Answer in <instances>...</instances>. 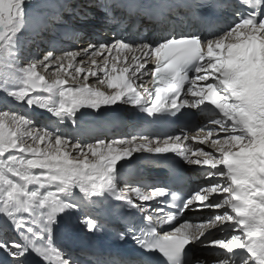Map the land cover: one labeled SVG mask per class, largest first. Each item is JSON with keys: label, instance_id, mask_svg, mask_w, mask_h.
Returning <instances> with one entry per match:
<instances>
[{"label": "snow or ice", "instance_id": "snow-or-ice-1", "mask_svg": "<svg viewBox=\"0 0 264 264\" xmlns=\"http://www.w3.org/2000/svg\"><path fill=\"white\" fill-rule=\"evenodd\" d=\"M98 6L104 12L99 21L92 11ZM216 6L217 0H153L144 6L84 0L71 14L86 26L115 25L112 39L90 41L79 51L60 49L63 55L57 56L59 14H32L31 0H0V104L24 109H0L3 264H78L57 244L58 217L82 210L85 231L109 229L92 214L108 197L141 213L146 223L117 213L127 230L116 235L132 240L134 255L98 264H264V0H238L219 29L207 18L206 35L186 30L177 19L181 7ZM119 7L130 14L117 18L112 9ZM29 28L41 43L53 45L42 58L22 57ZM85 57L92 70L77 66ZM65 61L74 75L48 82L38 71L55 64L58 75ZM117 103L153 119L181 120L190 115L184 109L210 118L202 125L188 122L176 134L137 133L88 144L66 130L69 123L77 125L81 108L99 111ZM34 107L55 121L37 125L25 114ZM205 144L212 151L199 147ZM139 152L174 153L196 166L201 183L182 194L164 186H130L126 170ZM150 201L160 206L145 203ZM193 215L199 219H189Z\"/></svg>", "mask_w": 264, "mask_h": 264}, {"label": "bare ground", "instance_id": "bare-ground-1", "mask_svg": "<svg viewBox=\"0 0 264 264\" xmlns=\"http://www.w3.org/2000/svg\"><path fill=\"white\" fill-rule=\"evenodd\" d=\"M170 1H173L175 4H183V0H167V2H170ZM32 2H33L32 4L33 7L30 10L32 14L40 13L46 17L59 14L62 17V21L58 23L56 27L63 25V24H67L69 27H67L66 29L75 33V39L81 38V37H87V36H90L91 34L92 35L97 34L100 37L105 36L104 29L107 26L106 24L97 22L95 23V26H86L78 17L71 14V9L76 7L77 5L84 3V0H33ZM100 2L101 0H97L98 5ZM152 2L153 0H147L145 4H143V6L149 3H152ZM92 11L97 21H99L104 16V12L101 10L99 6L94 8ZM116 11H119V8L112 9V12L114 15L116 14ZM179 12H181L180 9L178 13ZM76 26L79 28L78 32L75 31ZM56 34H57V31H56ZM56 37H57L56 40L58 44L63 42L62 40L58 39L59 38L58 36ZM23 40L25 43H24V48L22 49V57H30L34 55V52H36L35 55H38L42 58L46 50H51V48H48L46 45L48 41L45 40L44 42L41 43L32 28H29V30H27L24 33ZM90 41L95 42L94 40H91L89 38L82 39L79 41L71 40V42H66L65 46L61 45V46L56 47L57 51L55 54L57 56L63 55V52L60 51V49L79 51L80 49L86 48ZM37 45H39V47ZM35 48H37L36 51H35ZM121 55H123V53H121ZM128 55L131 56V53H129ZM81 56H83V53H81ZM84 59H85V63L83 65H77V66L84 67L86 71L92 70L93 65L90 63V61H88L86 57ZM77 60H79V57L77 58ZM23 62L24 61L22 60L21 63ZM117 67L119 68L121 67V65L118 64ZM109 70H110V65H109ZM38 71L45 76V80L48 82L54 81L58 77L67 78L68 73H72L73 75L75 74L74 68H69L68 61L64 62V68L59 70L58 75H57V68L55 64H53L47 71H45L44 69H39ZM145 79H148V78H145ZM89 82L94 84L95 79L90 77ZM68 83L71 84L73 83V81L69 79ZM102 90H106V89H102ZM42 95L47 96V93H42ZM0 99H3V94H0ZM4 107H11L17 111H24V109H20L15 104L13 105L0 104V109H3ZM25 114L31 116V118L36 122V124L40 126L44 125L45 123L51 124V122L55 121L56 119L55 117L51 116L46 110H41L39 107H34L33 109L25 112ZM100 115L102 116L110 115L111 118H113L114 115H118L121 117H128L130 113L128 111V105L123 104V103H117L116 105H113V106L101 105L99 111L94 110V109H89V108H81L80 111L77 113V125L81 126V133L79 137L77 138V140H79L81 143L88 144V143H95L99 139L111 141L116 138H122L125 135L124 132H122L120 133V135L113 134L109 136L111 134L110 133L111 130H109V134H101L99 132H96L95 129L91 127V126H96L99 123L98 121L85 122V120L89 118L92 119ZM204 123H205V116L201 115L200 121L197 124L202 125ZM71 125H72L71 123L67 125V129H66L67 131ZM60 127L64 128L65 126L62 127L60 125ZM86 128H90V129L85 131L84 129ZM68 133L73 137V139L76 140V136L71 131ZM136 142L139 143V140H137ZM185 143H188V142H185ZM114 147L116 146L114 145ZM199 147L205 148L208 151H212L210 146L207 144L199 145ZM143 153H146V152H139V153L133 154L134 163L132 166L138 167L139 172H143L144 167H147L146 168L147 172H155L154 163L157 160L155 157L156 154L146 153L147 155H145ZM89 158L91 159L90 154H89ZM186 166L189 167L185 169L186 180L189 182H192V188H195L201 183V178L198 176L197 171L192 170L196 166H189L187 164ZM132 169L133 168L131 167L130 169L126 170V174L132 175ZM132 182H133V179H130V183ZM139 185H142V183L139 182ZM120 187H126V186L122 183ZM133 199L135 200L134 196H133ZM189 219L195 221L199 219V216L193 215V216H190ZM68 227H71V226L69 225ZM208 259L209 261H211L212 257L208 256Z\"/></svg>", "mask_w": 264, "mask_h": 264}, {"label": "rangeland", "instance_id": "rangeland-1", "mask_svg": "<svg viewBox=\"0 0 264 264\" xmlns=\"http://www.w3.org/2000/svg\"><path fill=\"white\" fill-rule=\"evenodd\" d=\"M33 0H31V4H33V2H32ZM36 49L37 48H35V51H36ZM40 51V50H39ZM36 54V52H34V55ZM54 69V68H53ZM110 112V111H109ZM143 154H145V155H147L146 153H143ZM142 157H144V156H142Z\"/></svg>", "mask_w": 264, "mask_h": 264}]
</instances>
